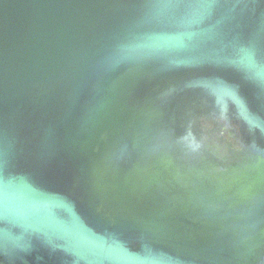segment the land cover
I'll use <instances>...</instances> for the list:
<instances>
[{
  "label": "water",
  "instance_id": "obj_1",
  "mask_svg": "<svg viewBox=\"0 0 264 264\" xmlns=\"http://www.w3.org/2000/svg\"><path fill=\"white\" fill-rule=\"evenodd\" d=\"M0 264H264V0H0Z\"/></svg>",
  "mask_w": 264,
  "mask_h": 264
}]
</instances>
